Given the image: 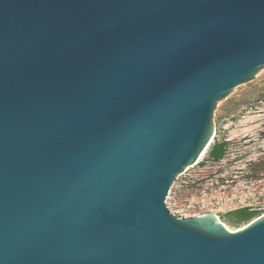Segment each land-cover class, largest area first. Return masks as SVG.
<instances>
[{"label":"water","instance_id":"1","mask_svg":"<svg viewBox=\"0 0 264 264\" xmlns=\"http://www.w3.org/2000/svg\"><path fill=\"white\" fill-rule=\"evenodd\" d=\"M263 67L264 0H0V264H264L165 206Z\"/></svg>","mask_w":264,"mask_h":264},{"label":"rangeland","instance_id":"2","mask_svg":"<svg viewBox=\"0 0 264 264\" xmlns=\"http://www.w3.org/2000/svg\"><path fill=\"white\" fill-rule=\"evenodd\" d=\"M212 114L209 148L198 167L175 177L165 206L183 218L215 214L236 231L264 215V67L220 100ZM215 145L224 148L218 160L210 155ZM188 175L194 184L184 187Z\"/></svg>","mask_w":264,"mask_h":264},{"label":"built area","instance_id":"3","mask_svg":"<svg viewBox=\"0 0 264 264\" xmlns=\"http://www.w3.org/2000/svg\"><path fill=\"white\" fill-rule=\"evenodd\" d=\"M199 164H200V162H197V163H195L194 165H192V166H190V167H188L187 169H185L181 174H186V173H188L190 170H192V169H194V168H196V167H198L199 166ZM193 180V177H191V176H189L188 175V177L185 179V181L183 182V186L184 187H188V186H190L191 184H194V181H192ZM168 210V209H167ZM169 211V210H168ZM170 212V211H169ZM171 213V212H170ZM172 214V213H171ZM203 215V214H202ZM198 216H200V215H198ZM194 217H196V216H194Z\"/></svg>","mask_w":264,"mask_h":264},{"label":"trees","instance_id":"4","mask_svg":"<svg viewBox=\"0 0 264 264\" xmlns=\"http://www.w3.org/2000/svg\"><path fill=\"white\" fill-rule=\"evenodd\" d=\"M223 145H215L213 146L210 155L214 160H218L221 158L223 154ZM249 216V215H248Z\"/></svg>","mask_w":264,"mask_h":264},{"label":"bare ground","instance_id":"5","mask_svg":"<svg viewBox=\"0 0 264 264\" xmlns=\"http://www.w3.org/2000/svg\"><path fill=\"white\" fill-rule=\"evenodd\" d=\"M207 151V150H206ZM206 151L205 152H203V154L200 156V158H199V160H198V162L199 161H201V159L203 158V156L205 155V153H206ZM215 215V214H214ZM216 216V215H215ZM218 219V218H217ZM219 220V219H218ZM220 221V220H219ZM223 224V223H222ZM224 225V224H223ZM225 226V225H224ZM226 227V226H225ZM227 228V227H226ZM229 231H232V230H230L229 228H227Z\"/></svg>","mask_w":264,"mask_h":264}]
</instances>
